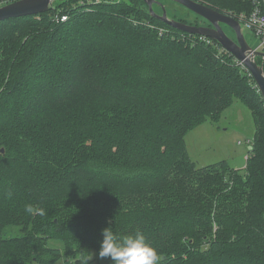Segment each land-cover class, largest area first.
Returning a JSON list of instances; mask_svg holds the SVG:
<instances>
[{
  "label": "trees",
  "instance_id": "trees-1",
  "mask_svg": "<svg viewBox=\"0 0 264 264\" xmlns=\"http://www.w3.org/2000/svg\"><path fill=\"white\" fill-rule=\"evenodd\" d=\"M197 1L230 15L253 7ZM235 99L256 124L244 174L225 160L199 165L186 142ZM109 226L142 231L158 264H264L254 77L144 0H58L0 20V264H90Z\"/></svg>",
  "mask_w": 264,
  "mask_h": 264
},
{
  "label": "rangeland",
  "instance_id": "rangeland-1",
  "mask_svg": "<svg viewBox=\"0 0 264 264\" xmlns=\"http://www.w3.org/2000/svg\"><path fill=\"white\" fill-rule=\"evenodd\" d=\"M158 1L165 6L170 17L178 20L188 18L189 23L196 25L198 23L199 26L210 25L208 20L194 12H189V9L177 2L171 0ZM2 3L6 4L9 1L4 0ZM154 7L155 11L157 9V13L158 10L163 13V7L160 3H155ZM225 12L227 13V11ZM223 28L230 37L237 39V33L231 26L224 24ZM242 30L249 44L254 48L258 47L261 42L260 36L244 25H242ZM255 132L256 124L251 109L241 100L235 99L232 106L222 112L218 121L206 119L189 131L186 135L188 152L191 158L201 166L225 160L232 168L244 174L246 172L249 146L251 145L248 141L253 142ZM65 258L67 259L66 264H74L71 258ZM90 264L110 263L105 258L101 259L99 253L93 250Z\"/></svg>",
  "mask_w": 264,
  "mask_h": 264
},
{
  "label": "water",
  "instance_id": "water-1",
  "mask_svg": "<svg viewBox=\"0 0 264 264\" xmlns=\"http://www.w3.org/2000/svg\"><path fill=\"white\" fill-rule=\"evenodd\" d=\"M58 0H15L0 6V20L30 14H37L49 10ZM150 9V13L171 26L185 32L203 35L216 40L224 49L231 52L237 60L243 62L254 77L256 85L264 98V51H258L247 41L239 20L231 15L218 11L207 4L197 0H171L181 4L190 11L200 15L210 22V25H196L184 22L168 15L165 6L158 0H144ZM162 5L163 13L154 10V4ZM222 24L231 26L237 33V39L230 37ZM262 58L261 63L257 58ZM4 149H2L3 151Z\"/></svg>",
  "mask_w": 264,
  "mask_h": 264
},
{
  "label": "clouds",
  "instance_id": "clouds-1",
  "mask_svg": "<svg viewBox=\"0 0 264 264\" xmlns=\"http://www.w3.org/2000/svg\"><path fill=\"white\" fill-rule=\"evenodd\" d=\"M25 210L28 213L34 211L31 204ZM40 214L43 215L42 210ZM102 236L99 250L101 259L110 258L111 264H158V250L142 231L120 236L109 226L102 230Z\"/></svg>",
  "mask_w": 264,
  "mask_h": 264
},
{
  "label": "built area",
  "instance_id": "built-area-1",
  "mask_svg": "<svg viewBox=\"0 0 264 264\" xmlns=\"http://www.w3.org/2000/svg\"><path fill=\"white\" fill-rule=\"evenodd\" d=\"M2 2L3 1L0 2V6L3 4ZM251 2L253 7L250 11H241L231 16L239 20L241 25H244L246 28H250L258 36H260L261 42L255 49L258 51H264V0H251ZM59 20H67V15H62ZM200 37L204 40L209 38L203 35H200ZM240 63L246 68L243 62L240 61Z\"/></svg>",
  "mask_w": 264,
  "mask_h": 264
},
{
  "label": "flooded vegetation",
  "instance_id": "flooded-vegetation-1",
  "mask_svg": "<svg viewBox=\"0 0 264 264\" xmlns=\"http://www.w3.org/2000/svg\"><path fill=\"white\" fill-rule=\"evenodd\" d=\"M182 6V5H181ZM192 12V11H191ZM187 20H188V23H189V19L187 18ZM222 25H224V24H222Z\"/></svg>",
  "mask_w": 264,
  "mask_h": 264
}]
</instances>
